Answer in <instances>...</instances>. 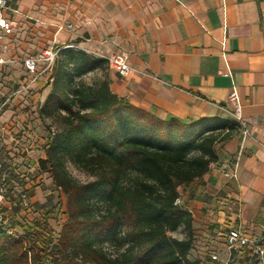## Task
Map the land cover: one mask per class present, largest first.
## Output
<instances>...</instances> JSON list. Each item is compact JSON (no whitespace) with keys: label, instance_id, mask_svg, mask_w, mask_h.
Here are the masks:
<instances>
[{"label":"crops","instance_id":"0c3cea01","mask_svg":"<svg viewBox=\"0 0 264 264\" xmlns=\"http://www.w3.org/2000/svg\"><path fill=\"white\" fill-rule=\"evenodd\" d=\"M7 1L12 11L1 12L7 28L0 27V146L7 161L21 159L12 135L22 127L10 99L44 75L31 82L22 65L18 90L8 95L1 88L9 61L66 45L104 59L122 53L131 72L120 77L110 69L111 91L160 119L233 121L227 99L237 91L244 128L217 148L218 161L235 165V176L225 179L209 170L201 184L181 188L179 200L191 213L194 239L219 237L220 248L227 228L254 236L264 231V0ZM43 184H52L43 172L25 184L39 210L47 200ZM7 208L9 218L20 222L22 210ZM49 208L51 217L59 210L63 224L64 205Z\"/></svg>","mask_w":264,"mask_h":264},{"label":"trees","instance_id":"16d2710c","mask_svg":"<svg viewBox=\"0 0 264 264\" xmlns=\"http://www.w3.org/2000/svg\"><path fill=\"white\" fill-rule=\"evenodd\" d=\"M109 70L104 58L57 49L39 108L57 129L38 166L63 199L65 221L53 238L45 220L21 236L0 228V264H200L191 260V213L175 202L181 188L202 183L219 160L217 144L239 126L160 119L114 94ZM178 230L182 238L172 236ZM248 261L232 255L227 264Z\"/></svg>","mask_w":264,"mask_h":264},{"label":"built area","instance_id":"2783aa9c","mask_svg":"<svg viewBox=\"0 0 264 264\" xmlns=\"http://www.w3.org/2000/svg\"><path fill=\"white\" fill-rule=\"evenodd\" d=\"M3 10L12 11L7 0H0V27L7 28L6 21L1 17V12ZM67 29H72V25H67ZM64 48L73 49V46L66 45ZM56 53L57 50L49 49L43 51L37 57H27L21 61L25 70L32 75L31 82H35L40 74L50 68ZM106 60L109 68L118 76L126 77L130 74L131 67L129 66L126 55L120 53L112 55L106 58ZM3 63H5V61L0 57V65ZM38 65H42L44 68L39 71ZM219 74L229 76L228 72L221 71ZM227 103L230 106L233 121L240 128H244L239 95L235 89L229 93ZM3 107V104L0 105V114ZM14 142L17 146L16 148H18L14 150L15 154H25L18 162L14 159L7 161L4 156V151L0 146V228L3 229L5 233L11 235L16 234L11 219L6 212L8 210L7 205L18 207L21 210L31 213L34 212V208L29 201L30 197L27 188H25V184L27 182L37 181L41 174L35 157L27 151L26 147L24 148L23 146V150L19 149L22 147L20 141L14 140ZM208 169L210 171H216L225 179H231L235 176V165L228 160L211 163ZM175 204H180V200L177 199ZM222 239L224 248L228 252L227 259L223 264H227L232 255L238 259L244 258L245 256L248 257V264H264V231L254 236L246 231L227 228L223 230ZM210 260L213 263L219 262V254H211Z\"/></svg>","mask_w":264,"mask_h":264},{"label":"rangeland","instance_id":"374dc122","mask_svg":"<svg viewBox=\"0 0 264 264\" xmlns=\"http://www.w3.org/2000/svg\"><path fill=\"white\" fill-rule=\"evenodd\" d=\"M43 51H37L34 53V57L39 56ZM8 64H10L7 69L5 70L4 77H6V80L3 81L4 84L2 85V89L5 90L6 94H10L11 92L18 90V82L22 79V62L20 61H9ZM38 68L42 70L44 66L38 65ZM44 72L43 77L41 80L37 81V86H35L31 90H27L28 92L25 93L26 90H23L13 96L10 99V105L13 109H18V112L13 115V118L15 117L18 119L20 122V125L22 127V130L20 131V128H14L13 132V138L15 141H20L22 147L19 148L23 150L24 148H27V151L35 157V159L38 160L44 156V149H45V144L47 143V140H49L52 137V132H55L57 129V125L54 124L51 120L47 119L45 121H42L41 118L39 117V108L42 105L43 102V90L48 86V80L47 76ZM91 76H87L84 78L86 82H90L92 79ZM28 83V82H27ZM30 85V84H29ZM31 87V85H30ZM9 106H6L9 108ZM4 137V136H3ZM5 139L7 138L6 136L4 137ZM8 139V138H7ZM2 141V140H1ZM22 141V142H21ZM220 143L217 144V148L220 146ZM17 147V146H16ZM15 149H18L16 148ZM15 153V152H14ZM19 155L20 157H24L25 154ZM19 157V158H20ZM67 170L71 174L73 178L80 182H85L89 180V178L84 175L83 173L79 172L76 170L74 167L71 165H67ZM46 177H49L48 174L46 173ZM45 194H46V201L44 202L45 208H40L34 204L32 205L33 208L35 209V212H29L22 210V217L21 221L18 222L17 220H12L11 222L14 225H16L14 228V232L16 236H21L25 230L27 231H34L37 229V227L34 226V222L37 221L39 224H42L44 220H47V216L51 215L52 213L50 212L49 207L51 205H54L55 208H60L62 206V200L60 198V195H58L54 188L53 184H43ZM58 195V196H57ZM57 215V216H56ZM51 217L52 222L47 223L48 231L47 234L50 237H54V233L59 231L62 223L61 219L59 217L60 212L58 210V213ZM20 217V216H19ZM54 220V221H53ZM50 225V226H49ZM172 236L175 238H182L184 236L182 230H178L175 233H172ZM219 237L212 239V241H202L198 239H194V246L191 251V260L195 261L197 260L200 264H213L210 260V255L213 253L219 254V256L224 259L227 257L228 252L224 247H218L217 243H221V241L217 240ZM54 241V239L52 240ZM223 262V261H221ZM241 264H244L241 262Z\"/></svg>","mask_w":264,"mask_h":264}]
</instances>
